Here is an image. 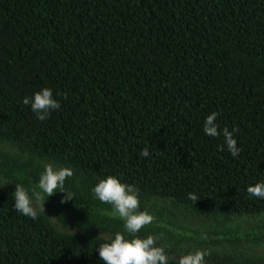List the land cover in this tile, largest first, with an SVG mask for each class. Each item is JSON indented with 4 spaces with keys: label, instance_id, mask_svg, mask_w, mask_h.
Returning a JSON list of instances; mask_svg holds the SVG:
<instances>
[{
    "label": "trees",
    "instance_id": "16d2710c",
    "mask_svg": "<svg viewBox=\"0 0 264 264\" xmlns=\"http://www.w3.org/2000/svg\"><path fill=\"white\" fill-rule=\"evenodd\" d=\"M41 87L61 103L46 121L22 103ZM212 112L237 158L204 134ZM41 161L73 169V198L45 195L31 219L11 194ZM107 175L139 189L138 235L167 264H264V198L247 192L264 181V0H0V264H103L123 231L90 191Z\"/></svg>",
    "mask_w": 264,
    "mask_h": 264
},
{
    "label": "clouds",
    "instance_id": "9594fccd",
    "mask_svg": "<svg viewBox=\"0 0 264 264\" xmlns=\"http://www.w3.org/2000/svg\"><path fill=\"white\" fill-rule=\"evenodd\" d=\"M22 103L30 106L38 121H46L52 111L61 108L59 99L49 87H41L31 95H25ZM217 116L216 112L206 115L203 132L209 137H222L223 150L229 152L233 158H237L241 151L235 135L237 129L230 130L226 126L221 128ZM139 155L148 158L149 149L144 148ZM41 166L43 170L39 174L36 188L28 189L17 182L11 194L14 209L31 219H36L40 213L45 214V201L53 194L64 193L62 203L73 198L71 193L65 191V181L74 175L73 169L50 161H41ZM10 180L7 178L0 180V187ZM90 191L95 199L111 205L112 214L123 224L122 232L104 237L103 242L96 247L95 251L103 264H167L164 251L156 246L154 237L138 235L145 225L151 223L153 217L146 211L140 210L139 189L135 185L122 182L117 176L107 175L99 179ZM247 192L251 196L264 198V181L250 185ZM45 195L47 198H44ZM189 198L194 201L197 199L194 194H189ZM179 264H203V256L200 252L191 253L182 256Z\"/></svg>",
    "mask_w": 264,
    "mask_h": 264
}]
</instances>
